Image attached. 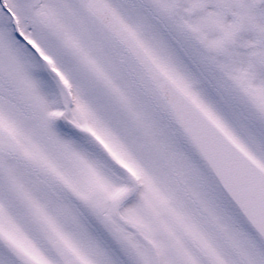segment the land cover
<instances>
[{"label": "snow or ice", "instance_id": "6c2138e0", "mask_svg": "<svg viewBox=\"0 0 264 264\" xmlns=\"http://www.w3.org/2000/svg\"><path fill=\"white\" fill-rule=\"evenodd\" d=\"M0 264H264V0H0Z\"/></svg>", "mask_w": 264, "mask_h": 264}]
</instances>
